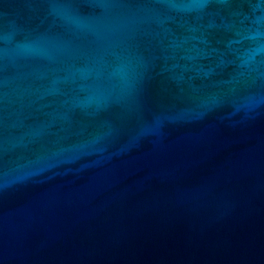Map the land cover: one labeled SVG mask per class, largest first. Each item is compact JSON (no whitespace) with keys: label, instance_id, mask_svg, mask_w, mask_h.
Segmentation results:
<instances>
[{"label":"water","instance_id":"water-1","mask_svg":"<svg viewBox=\"0 0 264 264\" xmlns=\"http://www.w3.org/2000/svg\"><path fill=\"white\" fill-rule=\"evenodd\" d=\"M0 264H264V0H0Z\"/></svg>","mask_w":264,"mask_h":264}]
</instances>
